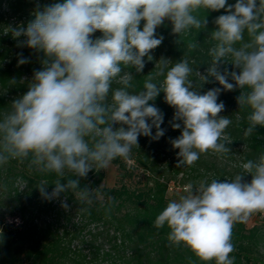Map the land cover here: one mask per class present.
Segmentation results:
<instances>
[{
    "label": "clouds",
    "instance_id": "obj_1",
    "mask_svg": "<svg viewBox=\"0 0 264 264\" xmlns=\"http://www.w3.org/2000/svg\"><path fill=\"white\" fill-rule=\"evenodd\" d=\"M220 10L224 14L215 18L208 36L214 43L207 49L204 73L187 55L174 64L161 58L142 90H136L128 69L141 73L145 57L153 59L152 50L164 39L156 35L160 26L170 22L187 50L196 51L197 40L182 37L206 29V13ZM8 32L18 47L43 56L27 91L0 112V167L15 160L27 162L30 171L55 174L51 193L47 181L37 184L47 200L71 192L85 211L103 203L101 189L81 187V179L118 158L128 161L141 135L158 140L165 134L163 113L150 103L161 92L175 109L171 127L182 129L171 140L179 150L177 167L193 166L202 154L231 153L226 129L232 120L220 115L222 91L240 90L236 100L239 109L247 110L245 137L264 127V0H60L38 4L26 27ZM97 32L101 35L95 37ZM18 56V64L28 63L22 53ZM227 63L234 70L223 67ZM213 82L220 87L201 94L199 89ZM241 167L232 179L188 184L184 194L167 203L154 227L169 229L170 246L188 248L204 264H234V226L264 214V155ZM242 173L251 181L243 182ZM112 202L109 197L108 211ZM61 206L69 208L64 201Z\"/></svg>",
    "mask_w": 264,
    "mask_h": 264
},
{
    "label": "trees",
    "instance_id": "obj_2",
    "mask_svg": "<svg viewBox=\"0 0 264 264\" xmlns=\"http://www.w3.org/2000/svg\"><path fill=\"white\" fill-rule=\"evenodd\" d=\"M56 2L60 0H0V112L27 91V83L34 71L42 68L43 56L34 49L18 47L17 40L11 32L5 34V29L26 27L34 19L38 4L43 7ZM228 3L234 4L235 0H228ZM221 14L224 10L206 13L207 28L197 34L193 30L182 37L186 42L197 40L199 48L192 52L172 33L170 22L160 26L156 35L164 39L152 50L153 59L148 61L145 57V68L141 73L128 69L135 77L136 90H142L144 79L161 58L174 64L187 55L195 61L193 67L204 73L210 60L207 49L214 43L208 36L215 30V18ZM201 15L205 13L201 12ZM100 35V32L94 34L95 37ZM18 53H22L28 63L18 64ZM223 67L234 70L230 63ZM11 80L16 83L9 85ZM213 87L220 85L206 83L199 91L203 94ZM239 94V89L222 91L218 98V102L225 105L220 115L232 120L226 129L232 138L228 145L231 153L224 157L202 154L193 166L177 167L179 150L173 148L171 140L179 137L182 129L171 127L175 109L165 102L161 92L150 103L163 113L161 128L165 134L158 140L143 135L138 138L139 147L133 149L129 159L136 169L128 168V161L123 159L113 161L128 177L135 179L137 174V181L130 184L121 180L118 185L108 187L103 184L105 170L90 171L81 179V187H99L105 200L95 202L87 211L71 192L61 193L59 198L52 200L41 196L37 184L41 180L47 181V191L51 193L57 179L55 174L30 171L27 162L22 164L15 160L0 167V264H204L188 248L170 246L169 229L166 226L157 229L154 221L173 199L169 190L174 183L184 189L203 179H232L242 172L243 162L264 155V127L257 126L251 136H244L247 110L239 109L236 100ZM155 132L153 128V135ZM140 169L142 173L138 175L135 170ZM242 176L243 182L251 181L250 174L242 173ZM61 182L66 183V179ZM109 197L113 200L110 211ZM62 201L69 205L68 209L61 206ZM262 239L264 223L252 227L237 223L232 234L234 264H264V252L257 250L252 256L248 251L255 245L264 244Z\"/></svg>",
    "mask_w": 264,
    "mask_h": 264
},
{
    "label": "rangeland",
    "instance_id": "obj_3",
    "mask_svg": "<svg viewBox=\"0 0 264 264\" xmlns=\"http://www.w3.org/2000/svg\"><path fill=\"white\" fill-rule=\"evenodd\" d=\"M128 168L132 169V167H134V169H136V166L133 164V162L131 160H128ZM136 173L141 174L142 170H135ZM136 178L134 179L133 177H128V175H125V172L121 169L118 168V166H116L113 162L112 165L105 170V179L103 181V184L107 185L108 187H113L115 185H118L121 180L130 183V184H134V180L137 181V174L135 175ZM184 194V189L182 188L181 185H178V183H174L172 185V187L169 190V195L173 198V199H177L179 195ZM264 223V214H255L252 218H250V220L246 223L247 227H252L255 224H262ZM262 241H264V239H262ZM256 249V250H255ZM257 250H261L262 252H264V244L261 243L259 245H255L252 247V249L248 250L249 254H251L252 256L257 254Z\"/></svg>",
    "mask_w": 264,
    "mask_h": 264
}]
</instances>
